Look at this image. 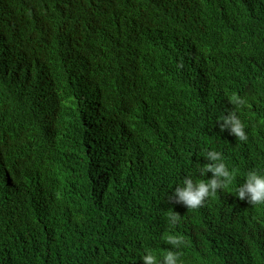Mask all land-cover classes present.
<instances>
[{
  "label": "trees",
  "instance_id": "16d2710c",
  "mask_svg": "<svg viewBox=\"0 0 264 264\" xmlns=\"http://www.w3.org/2000/svg\"><path fill=\"white\" fill-rule=\"evenodd\" d=\"M212 150L264 169V0H0V264H264V206L179 201Z\"/></svg>",
  "mask_w": 264,
  "mask_h": 264
},
{
  "label": "clouds",
  "instance_id": "9594fccd",
  "mask_svg": "<svg viewBox=\"0 0 264 264\" xmlns=\"http://www.w3.org/2000/svg\"><path fill=\"white\" fill-rule=\"evenodd\" d=\"M228 98L237 106L239 115L237 111H233L228 116L222 113L220 119L224 120L225 123L221 126V130L223 131L224 128L231 125V131L237 137V140L245 142L248 140V134L246 124L240 118V113L245 108L250 107L249 100L235 93L230 94ZM203 155H206L212 163L204 165L202 171L205 175L208 171L213 172V178L210 180L197 179L195 182L191 178H186L182 181L183 186L176 189L179 201L184 202L189 210L203 206L208 199L219 193L218 189L235 194L241 201L247 198L248 203L254 207L264 206V169L248 170L241 177L242 182L236 184L237 170L228 166L223 152L212 150L204 152ZM166 215L171 218L170 227L172 228L176 226L175 221L181 220L180 215L174 210L170 209ZM163 239L178 248L179 251L166 250L158 255L153 250H147L140 257L146 264H160L161 257L163 258V264H184L180 250L187 247L185 237L169 231L165 233Z\"/></svg>",
  "mask_w": 264,
  "mask_h": 264
}]
</instances>
